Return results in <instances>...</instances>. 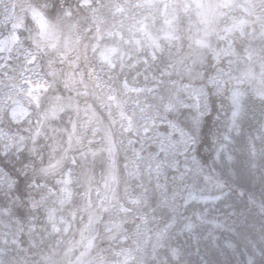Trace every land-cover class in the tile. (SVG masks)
<instances>
[{
	"label": "flooded vegetation",
	"instance_id": "af4514ba",
	"mask_svg": "<svg viewBox=\"0 0 264 264\" xmlns=\"http://www.w3.org/2000/svg\"><path fill=\"white\" fill-rule=\"evenodd\" d=\"M18 1L0 0V180L47 179L56 204L70 192L124 214L121 228H157L176 197L175 133L186 143L233 122L218 102L223 54L258 50L264 80V0H37L26 17ZM8 17L22 20L10 29ZM17 113L39 114L54 145L47 136L30 154L34 127Z\"/></svg>",
	"mask_w": 264,
	"mask_h": 264
},
{
	"label": "trees",
	"instance_id": "16d2710c",
	"mask_svg": "<svg viewBox=\"0 0 264 264\" xmlns=\"http://www.w3.org/2000/svg\"><path fill=\"white\" fill-rule=\"evenodd\" d=\"M240 146L244 155L241 158L237 155L230 168L232 172L227 174L220 165L212 171L207 167L212 151L207 140L199 144L193 159V176L200 179L201 185L207 183L213 192L219 189L222 195L216 200L210 197L214 201H192L191 206L183 208L175 226L146 242L140 261L135 262L136 246L128 241L127 254L134 253L132 264H264V132L260 135L254 124V130L245 134ZM33 213L34 209L31 217ZM20 214L23 215V209ZM25 223L26 214L20 228L9 230L16 237L12 248L17 249L14 256L18 264H101L100 260L93 261L95 252L101 249L99 244L94 243L88 251L89 258L84 259L79 256L82 247L70 245L71 256L66 258L61 251L67 248V243H57L58 232L48 229L34 244L30 240L34 234L23 228ZM27 232L31 234L29 238ZM119 247H112L115 258L120 257ZM10 248L5 259H11Z\"/></svg>",
	"mask_w": 264,
	"mask_h": 264
},
{
	"label": "rangeland",
	"instance_id": "374dc122",
	"mask_svg": "<svg viewBox=\"0 0 264 264\" xmlns=\"http://www.w3.org/2000/svg\"><path fill=\"white\" fill-rule=\"evenodd\" d=\"M229 55L231 57V59L228 60L229 63H235V62L241 63L243 61L242 59L235 58L234 54H229ZM248 71L249 70L246 69L244 72H242V74H244ZM257 81H258L260 92H258V96H257V99L255 100V102L252 101V98L247 94V92L244 90L243 87H235L233 90H230L229 93H225L223 95V98L225 100H227V102H225L226 107L227 106L229 107L228 101L230 100L231 107H229V109L226 111V113H229L227 116L228 121L233 120V123H235L237 121V128H235L236 130L234 132L236 134L240 135L242 131H244V133H247V129L249 128V125H245V123L250 119L252 111L257 117H254L253 120L250 122V124H253V125L255 124V130L257 132H259L260 135L262 134V132H264V114H263L264 113V108H263L264 105L262 104V101H264L262 99V97L264 96V81H263L262 77H260ZM247 102H248V104L251 105L252 111H249V107H247ZM252 103L254 104V106H252ZM40 113H42V112H40ZM26 114L27 113H17L16 115H17V118H19V116L21 118H23L24 115H26ZM27 125L33 126L35 128V130L39 132V135H41V133L45 131L43 128L44 123L42 121V117L38 118L37 120H35V117H33V119H31L27 123ZM230 129L231 128H227V130L220 135V138H222V141L218 140L216 142V149L218 152V155L216 156L217 161L218 162L222 161V163H220V166L224 167L227 170L226 171L227 174H230V172H232V171H230V168L233 165L235 158L237 157V156L235 157L233 152L230 149H228L227 146L224 145L225 140H229L231 143V141L233 139V137L231 135L227 136V132L231 131ZM255 135H257V134H255ZM263 148H264V146H263ZM221 152H224L223 156L220 155ZM252 152L255 154V151H253V147H252ZM243 155H244V151H243V148H241L240 152L238 154V157L241 158V157H243ZM251 163H253V159H251ZM237 166H240V165L237 164ZM202 187H204V186H201V187L199 186L198 191L194 190L193 192L188 193L189 195L187 198V202L192 200L194 202L204 203L205 201L209 200L210 199L209 194H207L206 192L200 193L199 188L202 189ZM218 192H221V191L218 190ZM218 194L222 195V193H218ZM218 194H217V196H213L215 198V200L220 197V195H218ZM70 200L71 199H69V198H66V199L64 198V199L60 200L59 203H60V205L67 204V203H70ZM210 200L214 201V199H210ZM53 208H55V207L48 208V209L40 208L43 211H51V213H41V216L34 215L35 213H33V215H34L33 217L41 225L40 226L33 225L31 227V229L28 231V232L32 233V235L34 234L32 237H30V240L34 244L38 243L39 241H35V240H39L37 238V236H40L41 238H43L44 233L46 231V225H44V224L49 223L52 219V223L49 224L47 231L49 229L50 231H54V233H55V232H58L59 230H61L63 236L66 234L72 235V236L70 235L71 238L67 241V243H68L67 248L64 249L63 251H61V255L63 257L65 256L66 258H68L69 256H71L70 253L72 252L70 250L71 249V246H70L71 239H74V240H76V242L81 243V241L83 242V239H84V236L86 235V233H89L90 230L92 232V235L95 236L96 226L91 225L92 224V217L85 209H83L82 212L79 209H76L75 213H76L77 221H80L78 219H80L81 216H85L86 217L85 221L87 224L86 225L84 224V227L82 226L79 229H77L76 231H74V229L72 228V223H71L70 217L67 218L62 213H52L53 211L57 212V209H53ZM71 213H70V215H71ZM77 215H79V218ZM104 216L105 215L103 214V217ZM108 217H109V215L107 216V218ZM107 222H109V221L107 220ZM105 231H107V230H105ZM93 232H94V234H93ZM76 235L78 237H76ZM94 236L87 240L86 245H84V246L81 245L82 250L79 254L80 258H83V259L89 258L90 253L88 251L94 247V241H93ZM15 242H16V239H15ZM26 244H27V246H30L32 243L31 244L26 243ZM68 245H69V247H68ZM79 245L80 244H78V246ZM9 246H11V248L9 250L11 259H9V258L5 259L4 256L8 255ZM15 249L12 248L11 244L10 245L7 244L6 246L0 245V264H18V261L16 260V258L14 256V253L17 251V249L16 250ZM174 255L177 256V253H174Z\"/></svg>",
	"mask_w": 264,
	"mask_h": 264
}]
</instances>
